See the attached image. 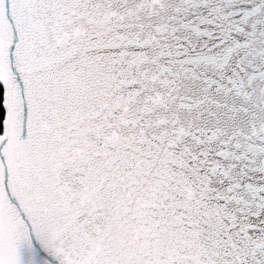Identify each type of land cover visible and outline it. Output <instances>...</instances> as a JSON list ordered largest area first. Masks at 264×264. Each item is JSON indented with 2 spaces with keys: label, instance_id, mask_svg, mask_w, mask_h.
Here are the masks:
<instances>
[{
  "label": "snow or ice",
  "instance_id": "snow-or-ice-1",
  "mask_svg": "<svg viewBox=\"0 0 264 264\" xmlns=\"http://www.w3.org/2000/svg\"><path fill=\"white\" fill-rule=\"evenodd\" d=\"M0 264H264V0H0Z\"/></svg>",
  "mask_w": 264,
  "mask_h": 264
},
{
  "label": "clouds",
  "instance_id": "clouds-1",
  "mask_svg": "<svg viewBox=\"0 0 264 264\" xmlns=\"http://www.w3.org/2000/svg\"><path fill=\"white\" fill-rule=\"evenodd\" d=\"M166 243V237L165 236H161L160 237V245L163 246Z\"/></svg>",
  "mask_w": 264,
  "mask_h": 264
},
{
  "label": "water",
  "instance_id": "water-1",
  "mask_svg": "<svg viewBox=\"0 0 264 264\" xmlns=\"http://www.w3.org/2000/svg\"><path fill=\"white\" fill-rule=\"evenodd\" d=\"M159 243H160V241H159Z\"/></svg>",
  "mask_w": 264,
  "mask_h": 264
}]
</instances>
